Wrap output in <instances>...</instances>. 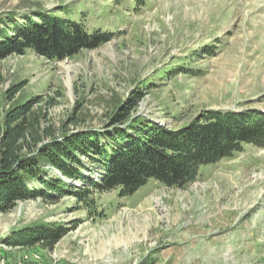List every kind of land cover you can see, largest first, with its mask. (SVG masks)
Here are the masks:
<instances>
[{"label":"rangeland","instance_id":"obj_1","mask_svg":"<svg viewBox=\"0 0 264 264\" xmlns=\"http://www.w3.org/2000/svg\"><path fill=\"white\" fill-rule=\"evenodd\" d=\"M47 11L112 37L63 60L33 50L0 60L3 114L43 96L34 115L58 135L64 125L104 129L136 91L138 115L173 129L209 111L264 113V0H0V17ZM83 159L87 178L100 179ZM119 191L40 196L0 212L1 242L27 226L72 228L53 249L5 245L8 264L25 254L26 264H264V136L183 187L152 178L130 196Z\"/></svg>","mask_w":264,"mask_h":264},{"label":"trees","instance_id":"obj_2","mask_svg":"<svg viewBox=\"0 0 264 264\" xmlns=\"http://www.w3.org/2000/svg\"><path fill=\"white\" fill-rule=\"evenodd\" d=\"M111 37L109 31L90 32L83 22L51 11L26 14L22 19L0 17V60L27 50L63 60L98 48ZM24 85H11L7 98L12 101ZM143 98L142 91L134 92L104 129L72 131L64 125L61 135L34 115L43 96L4 114L0 108V212L14 209L20 201L40 196L55 199L67 192L82 201L94 189H119L121 196H130L152 178L183 187L197 179L202 168L232 155L242 143L264 136L261 112L209 111L173 129L138 115ZM83 157L101 168L100 179L87 178L89 166ZM50 167L60 175L49 176ZM66 179L84 181L93 189L73 188ZM71 229L57 223L27 226L11 232L5 242L12 247L53 249Z\"/></svg>","mask_w":264,"mask_h":264},{"label":"bare ground","instance_id":"obj_3","mask_svg":"<svg viewBox=\"0 0 264 264\" xmlns=\"http://www.w3.org/2000/svg\"><path fill=\"white\" fill-rule=\"evenodd\" d=\"M5 245H7L6 244V242H1V240H0V264H8V262H9V260L7 259L6 260V258L4 257V254H3V252H2V250L4 249V247H6ZM3 246V247H2ZM8 246V245H7ZM8 247H12V246H8ZM7 249V248H6ZM9 251V250H8ZM6 252V251H5ZM7 254V253H6ZM29 255V254H28ZM6 257H7V255H6ZM22 257V259H16L15 260V262H14V264H26V262H28V256L25 254V255H23V256H21ZM39 263V262H38ZM10 264V263H9ZM13 264V263H12ZM36 264V263H35Z\"/></svg>","mask_w":264,"mask_h":264},{"label":"water","instance_id":"obj_4","mask_svg":"<svg viewBox=\"0 0 264 264\" xmlns=\"http://www.w3.org/2000/svg\"><path fill=\"white\" fill-rule=\"evenodd\" d=\"M161 124V123H160Z\"/></svg>","mask_w":264,"mask_h":264}]
</instances>
